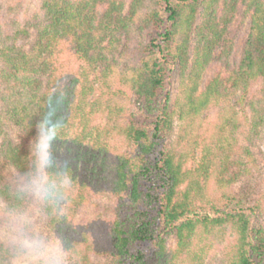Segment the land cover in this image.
<instances>
[{
	"label": "trees",
	"instance_id": "1",
	"mask_svg": "<svg viewBox=\"0 0 264 264\" xmlns=\"http://www.w3.org/2000/svg\"><path fill=\"white\" fill-rule=\"evenodd\" d=\"M40 1L25 21L6 19L10 12L0 7L5 19L0 22V209L39 210L44 222H37L38 228L59 242L72 264H105L106 259L112 264H177L182 257L195 259L199 231L209 233L228 223L235 234L223 264L264 260V224H253L254 207L225 209L219 217L204 212L208 154L189 167L185 152L165 153L134 173L129 159L114 158L112 150L122 137L151 154L156 139L171 131L175 114L167 84L173 65L180 69V120L220 103L230 89H247L256 81L259 87L248 104L254 126L264 125V0H131L128 8L126 0ZM246 19L249 33L233 67V25L242 28ZM148 28L158 30L143 48L151 55L122 62L118 48L127 51L134 32ZM32 29L36 36L29 47L19 45L18 39L30 37ZM70 57L77 62L75 69L68 67ZM215 61L220 68L202 88ZM116 83L129 86L143 110L156 116L153 129L123 120L125 109L115 105L112 94ZM45 126L55 129L52 150L67 165L58 206L31 195L16 198L19 182L37 172L47 154L40 133ZM45 175L55 174L49 170ZM158 178L162 192L153 184ZM218 181L227 187L230 180L221 175ZM108 194L118 199L111 217L77 219L94 198ZM162 226L176 235L172 255ZM99 227L103 233H94ZM150 242L155 244L151 253ZM0 264H11L2 241Z\"/></svg>",
	"mask_w": 264,
	"mask_h": 264
},
{
	"label": "rangeland",
	"instance_id": "2",
	"mask_svg": "<svg viewBox=\"0 0 264 264\" xmlns=\"http://www.w3.org/2000/svg\"><path fill=\"white\" fill-rule=\"evenodd\" d=\"M127 7L131 0H126ZM40 0H0V7L3 12L9 11L8 20L19 18L21 21L30 19L31 14L40 7ZM127 10V9H126ZM0 15V22L2 20ZM10 18V19H9ZM201 19V12L198 15V21ZM237 32V47L231 55V66L236 67L240 61L241 47L245 43L249 33V20L244 21L240 28L238 23L233 25ZM158 30L148 28L143 33L134 32V37L130 43L129 49L121 52L118 48V56L123 62V58L136 62L140 54L149 57L150 51H144L151 37L157 35ZM35 30H31V36L18 39V44L27 46L35 38ZM120 61V62H121ZM68 67L75 69L77 62L73 58H68ZM220 68V63L212 62L203 79L202 88ZM180 69L173 65V70L168 78L167 88L170 90L169 104L175 114L173 128L168 133H163L159 139H156V146L151 154L140 151L138 145L125 140L122 137L114 143L112 150L113 157L128 158L131 169L137 173L142 165L146 163L158 162L165 153L175 152L179 155L185 152L187 165L196 166L202 161L203 156L208 154L211 161V175L208 187L205 193L206 202L204 212L213 217L224 216V210L234 208L254 207L253 224L260 226L264 224V125L254 126L252 122V111L249 106L248 96L254 93L259 87V83L252 81L247 89H230L227 96L222 98L220 103L211 105L202 113L182 121L178 118L177 99L180 97ZM100 89L97 93H100ZM115 105L125 109L123 120L129 122L131 119L137 120L141 125L153 129L156 116L148 115L142 108L129 86L122 83H116L112 88ZM117 116H110L114 120ZM106 119V118H105ZM104 119V120H105ZM123 121V122H124ZM223 175L227 177L228 185L223 187L218 181V177ZM152 184V183H151ZM155 189H159L160 178L153 182ZM158 187V188H157ZM225 194L235 196L228 200ZM114 194H108L105 197L94 198L91 205L82 208L78 213V220H98L111 217L117 207L118 199ZM37 201V199H36ZM3 204L0 202V207ZM33 215L37 222H44V218L39 210H33ZM43 224V223H42ZM100 228V227H99ZM104 228L94 230V233H103ZM162 238L164 239L167 251L170 255L177 249V238L172 230L161 227ZM234 229L231 224H225L211 229L209 233L199 231L197 234L196 253L193 256L182 257L176 261L177 264H223L224 260L231 253V243L234 237ZM50 241L59 246L55 238ZM151 253L155 244L150 242L147 245ZM64 264H72L73 257L61 248ZM194 261V262H193ZM105 264H112L108 259L103 261ZM175 262V261H174ZM257 264H264L263 258L256 257Z\"/></svg>",
	"mask_w": 264,
	"mask_h": 264
},
{
	"label": "clouds",
	"instance_id": "3",
	"mask_svg": "<svg viewBox=\"0 0 264 264\" xmlns=\"http://www.w3.org/2000/svg\"><path fill=\"white\" fill-rule=\"evenodd\" d=\"M44 142L48 144L46 155L42 158L40 169L26 175L16 192L17 200L34 196L37 200L60 204V183L67 180V165L52 150L56 141L53 128L42 127ZM51 170L55 175H45ZM0 241L11 264H64L61 248L38 228L36 217L20 207L0 209Z\"/></svg>",
	"mask_w": 264,
	"mask_h": 264
}]
</instances>
